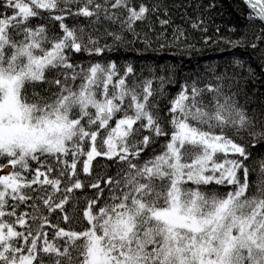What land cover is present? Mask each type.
I'll list each match as a JSON object with an SVG mask.
<instances>
[{
    "label": "snow or ice",
    "instance_id": "6c2138e0",
    "mask_svg": "<svg viewBox=\"0 0 264 264\" xmlns=\"http://www.w3.org/2000/svg\"><path fill=\"white\" fill-rule=\"evenodd\" d=\"M244 2L264 25V0ZM72 3L0 0V264H264V158L250 168L235 138L264 142V113L239 99L244 77L264 76V51L216 83L182 81L161 111L152 77L128 82L131 63L73 61L105 52L102 19L120 25L103 33L113 41L127 30L149 44L135 27L149 6Z\"/></svg>",
    "mask_w": 264,
    "mask_h": 264
},
{
    "label": "trees",
    "instance_id": "16d2710c",
    "mask_svg": "<svg viewBox=\"0 0 264 264\" xmlns=\"http://www.w3.org/2000/svg\"><path fill=\"white\" fill-rule=\"evenodd\" d=\"M82 0H73L72 7H79ZM141 0H131L138 6ZM149 6V19L137 21L136 29L147 35L149 44L141 39H134L133 34L124 31V42L113 41L110 35L103 33L119 30L120 25L108 20H103L95 27L100 29V44L105 46V52L100 55L80 53L73 55L74 62L100 60L115 61L120 72L126 63H131L133 73L127 77L131 83L133 79L143 81L152 77V88L159 97L158 104L161 111L166 110L168 101L179 91L182 81H191L193 78L198 83H216L215 76H226L238 71L233 64L235 59L251 62L253 67L259 64V54L264 51V43L253 47V41L259 39L256 35L261 27L257 18L254 22L248 19V6L244 0H143ZM156 5L157 10L152 11ZM166 10V11H165ZM123 11V9H121ZM126 14V13H125ZM160 19L168 21L161 25ZM36 22L35 19L32 21ZM66 23L88 24L83 16H70ZM151 26V27H149ZM182 29L183 34L179 41L174 37V30ZM204 37H208L205 40ZM239 41V43H236ZM257 79L251 80L244 77L240 85L239 99L244 102L249 111L264 113V76L261 69L256 67ZM79 81H77L78 83ZM227 90V89H225ZM207 99V97H205ZM235 138L249 144L251 157L246 163L250 168L257 167V161L264 158V142L255 146L250 145L246 133H240ZM159 142L153 145L158 148ZM151 152H146V156ZM79 163V162H78ZM94 163L102 165L104 171H115L114 165L104 158H96ZM35 164H33V168ZM82 178H83V174ZM250 180L257 179L254 172H250ZM213 187V186H210ZM91 195L85 189L84 193L76 192L77 196ZM83 201L81 202V208ZM70 208L71 205L69 204ZM67 210V209H66ZM56 221L53 220V223ZM62 227L68 224L61 221ZM72 227L80 230L83 225L74 224Z\"/></svg>",
    "mask_w": 264,
    "mask_h": 264
}]
</instances>
